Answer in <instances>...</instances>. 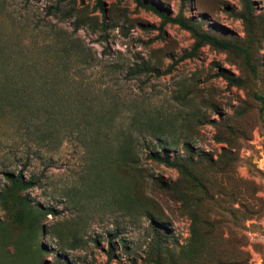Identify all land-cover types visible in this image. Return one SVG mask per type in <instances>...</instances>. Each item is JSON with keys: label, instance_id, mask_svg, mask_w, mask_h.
I'll return each mask as SVG.
<instances>
[{"label": "rangeland", "instance_id": "1", "mask_svg": "<svg viewBox=\"0 0 264 264\" xmlns=\"http://www.w3.org/2000/svg\"><path fill=\"white\" fill-rule=\"evenodd\" d=\"M141 1L240 45L248 66L207 45L178 60L190 33L159 28L133 0H101L104 18L95 0H0V67L49 75L75 52L52 87L98 116L0 118V188L3 172L36 182L23 193L31 216L14 222L0 208V264H264V0H248L243 23L240 0ZM180 118L191 126L168 127ZM144 122L167 142L190 141L188 152L178 141L164 152L193 155L205 190L147 157L160 146L139 133ZM126 133L139 137L137 167L116 155ZM158 179L179 181L172 192L186 206Z\"/></svg>", "mask_w": 264, "mask_h": 264}, {"label": "trees", "instance_id": "2", "mask_svg": "<svg viewBox=\"0 0 264 264\" xmlns=\"http://www.w3.org/2000/svg\"><path fill=\"white\" fill-rule=\"evenodd\" d=\"M63 1V0H61ZM135 6L138 8L145 9L156 15L159 20V28L166 24H174L190 33L193 38L192 46L189 51L183 54L178 60L188 59L195 56L196 52L203 46L207 45L213 49L228 52V53H239L242 57L244 56L245 64L248 66V53L240 45L226 40L218 39L215 36L209 35L206 32L197 30L194 26L188 24L181 16V13L174 17L167 16L163 10L152 3H145L141 0H133ZM242 3V11L238 14V18L241 22L249 21L250 6L248 0H240ZM102 18H104V9L101 5V0H95ZM244 9V12H243ZM89 21V20H88ZM79 20H75L74 27L78 26ZM104 23H101V27ZM77 54L67 50L66 54L59 56L54 59V64H50L52 68L51 74H44L39 71L28 75L27 77L21 76L20 73L8 71L4 65L0 67V118H98L95 112L92 111L91 106L83 102L81 99L73 103L68 99L65 102H61V98L57 95V90L53 87L58 81L65 80V75H61V71H66L68 63H71L76 59ZM31 68V66H30ZM28 69V67H27ZM154 71V70H152ZM228 84L238 85L240 82L237 78L224 77ZM53 86V87H52ZM56 100L54 103L53 101ZM174 123L168 124V127L177 131H180L186 127L191 126V121L188 118H180L178 124L175 126ZM150 131L152 139L155 140V144L160 146V154L155 152H149L148 158L157 162L167 168H171L176 171L179 178H182L187 184H190L192 188L196 190H205L204 184L198 178L194 172L192 166L193 155L186 154L185 157L174 156L169 158L165 155V147H173L178 141V145H181L185 151H190V141L187 138L182 140L176 139V141L167 142V139L163 138L164 133H159L157 130L151 131L147 128L146 123L139 133ZM150 134V135H151ZM123 137L122 142L118 144V151L116 155L119 157V162L124 166H136L137 167V154L135 149L138 147V136H132L130 133H126ZM154 137V138H153ZM204 157H197V159ZM2 177L4 183L0 188V208L6 212L14 222L23 221L24 218L31 216L35 209L31 208L28 204L26 197L23 196L27 190L31 189L35 185V180L32 178H24L22 171H18L16 174L12 172H3ZM158 187L163 193H171V197L180 201L182 206H186L181 193H177V196L173 195L176 192L179 181L175 185H169L164 181L156 180ZM173 191V192H172ZM192 213V212H191ZM191 217L193 215L191 214ZM192 224V221H191ZM154 264H162L159 256L153 258Z\"/></svg>", "mask_w": 264, "mask_h": 264}]
</instances>
